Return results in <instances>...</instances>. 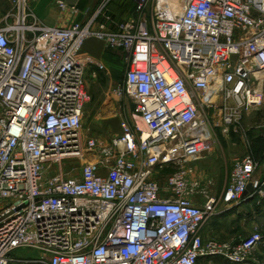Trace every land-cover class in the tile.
I'll return each mask as SVG.
<instances>
[{
    "label": "built area",
    "instance_id": "obj_1",
    "mask_svg": "<svg viewBox=\"0 0 264 264\" xmlns=\"http://www.w3.org/2000/svg\"><path fill=\"white\" fill-rule=\"evenodd\" d=\"M32 1L11 0L0 24V264H198L214 255L246 264L263 240L258 228L235 242L204 240L201 228L219 204L264 196L256 161L235 159L220 195L189 163L212 149L216 127L263 102L264 0H153L151 16L150 0H136L137 18L117 28L106 14L112 0L67 27L44 24ZM88 37L121 50L127 65L117 92L133 102L132 122L122 119L107 144L81 131ZM72 158L77 177L51 170ZM20 249L37 254L15 257Z\"/></svg>",
    "mask_w": 264,
    "mask_h": 264
},
{
    "label": "rangeland",
    "instance_id": "obj_2",
    "mask_svg": "<svg viewBox=\"0 0 264 264\" xmlns=\"http://www.w3.org/2000/svg\"><path fill=\"white\" fill-rule=\"evenodd\" d=\"M135 2L136 0H133L131 3L135 5ZM12 7L11 0H0V24L10 19ZM152 8L153 0H150L145 8L147 16H151ZM97 40L103 45L102 56L98 59L91 58L93 61L86 64L85 90L87 99L83 106L81 131L83 136H92L107 144L113 137L119 135L122 119L132 122L130 115L134 105L128 96L117 92V88L123 84L127 69L124 53L119 49H109L101 40ZM95 60H100L103 68L98 67L97 62L99 61ZM258 78H262L264 88V71ZM252 80L256 84L259 82L255 78ZM215 117L217 119L221 117L220 110L216 111ZM212 140V149L200 159L189 163V166L195 170V177L206 186L209 194L220 195L229 182L233 161L246 154H251L257 163L253 178L259 180L258 187L264 191V99L258 108L240 113L231 124L216 127ZM59 165H56L55 168L52 167L51 170L61 173L65 178L79 175L81 165L79 160L66 159L61 162V168ZM155 180L159 185L164 186L165 172L158 170ZM195 198L199 202L204 200V196L200 194H196ZM248 200L250 202L239 212L240 217L226 218L225 228H222L221 231L222 236L228 233L229 220L231 219H234L231 222L234 227L232 229L233 241L247 237L256 228L264 236V196L256 193ZM220 206L222 204H219L218 207ZM235 207L238 206L233 208L235 209ZM213 219L211 217L207 222ZM36 254L33 250L20 249L13 255L15 257H33Z\"/></svg>",
    "mask_w": 264,
    "mask_h": 264
},
{
    "label": "crops",
    "instance_id": "obj_3",
    "mask_svg": "<svg viewBox=\"0 0 264 264\" xmlns=\"http://www.w3.org/2000/svg\"><path fill=\"white\" fill-rule=\"evenodd\" d=\"M58 0H35L30 2L31 8L35 16L44 24L49 26H70L74 22H85L92 11H95L101 0H62L66 6H74L76 11L72 13L69 10L61 9L58 5ZM133 0H112L108 6L106 14L113 20L108 25L111 28H117L118 25L128 19L137 18L134 12V5L131 3ZM104 17H99L98 23L105 22ZM98 23L94 24L97 28ZM103 45L95 37H88L82 46L81 55L89 56L90 58L98 59L102 56ZM98 63H101L100 60ZM252 200V199H251ZM201 202V201H200ZM250 200L241 203L238 207L232 210L221 211L213 216V220L206 222L201 228V235L204 240H216L218 242H235L232 223L234 219L229 220L228 233L221 235L222 228H225L226 218H237L239 212L246 206ZM237 208V209H236ZM238 215V216H237ZM223 220V221H222ZM224 222V223H222ZM226 230V229H225ZM201 264H234L227 261L225 258L214 255L209 257H201L198 260ZM246 264H264V238L252 250Z\"/></svg>",
    "mask_w": 264,
    "mask_h": 264
},
{
    "label": "water",
    "instance_id": "obj_4",
    "mask_svg": "<svg viewBox=\"0 0 264 264\" xmlns=\"http://www.w3.org/2000/svg\"><path fill=\"white\" fill-rule=\"evenodd\" d=\"M253 190L252 184L248 183L246 186V190L244 192V195H247L248 193H250Z\"/></svg>",
    "mask_w": 264,
    "mask_h": 264
},
{
    "label": "bare ground",
    "instance_id": "obj_5",
    "mask_svg": "<svg viewBox=\"0 0 264 264\" xmlns=\"http://www.w3.org/2000/svg\"><path fill=\"white\" fill-rule=\"evenodd\" d=\"M259 75V74H258ZM56 165H53V167L55 168ZM59 167L61 168V164L59 165Z\"/></svg>",
    "mask_w": 264,
    "mask_h": 264
},
{
    "label": "trees",
    "instance_id": "obj_6",
    "mask_svg": "<svg viewBox=\"0 0 264 264\" xmlns=\"http://www.w3.org/2000/svg\"><path fill=\"white\" fill-rule=\"evenodd\" d=\"M135 7V6H134Z\"/></svg>",
    "mask_w": 264,
    "mask_h": 264
}]
</instances>
